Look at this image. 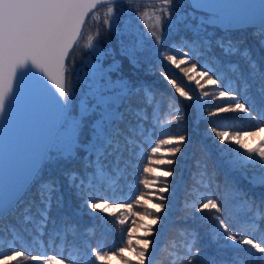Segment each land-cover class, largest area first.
Segmentation results:
<instances>
[{
  "label": "snow or ice",
  "instance_id": "1",
  "mask_svg": "<svg viewBox=\"0 0 264 264\" xmlns=\"http://www.w3.org/2000/svg\"><path fill=\"white\" fill-rule=\"evenodd\" d=\"M149 5L155 23L142 30L136 21L143 23L147 9L135 0H0V264H74L32 254L33 244L74 249L83 264H154L160 238L177 224L190 237L186 259L177 258L184 264H264V0ZM89 21L97 30L77 70L73 52ZM216 29L250 33L260 55L230 36L213 39ZM102 32L114 37L108 47L99 43ZM157 74L172 93L154 82ZM165 103L175 106L178 134L160 121ZM237 113L256 125L236 131L218 125ZM52 163L71 165L64 175L78 201L75 214L50 215L53 201L59 206L62 199L56 180L41 179ZM250 165H258L251 176ZM234 172L259 194L240 187ZM181 191L185 200L193 192L198 199L185 202L184 215L173 220ZM233 206L246 209L240 220L246 228L231 223ZM82 216L93 222L83 224ZM97 220L115 246L79 243L95 234ZM205 225L209 244L201 242Z\"/></svg>",
  "mask_w": 264,
  "mask_h": 264
},
{
  "label": "trees",
  "instance_id": "2",
  "mask_svg": "<svg viewBox=\"0 0 264 264\" xmlns=\"http://www.w3.org/2000/svg\"><path fill=\"white\" fill-rule=\"evenodd\" d=\"M135 6L139 7L142 11L147 9V13L143 19V23L140 21H136L137 24L140 25L141 29H144V26L147 25L151 27L155 23V15L157 13L153 12L152 7L149 5V2H140L135 1ZM127 9L126 4H121L118 6V11L121 12V15L123 16V10ZM101 15H103L104 6H101ZM97 30V25L95 22L89 21L88 24H86L84 28L83 35L80 39L79 44L74 49L73 55L76 59V68L77 70L81 67V61L82 58H87L89 53L85 50V44L87 42L88 35H95ZM102 30V29H101ZM225 36L227 39L229 36L234 40H240L244 43L241 45L242 47L246 44H251L254 54L256 56L260 55L261 50L256 46L255 42L252 39V36L248 32H232V33H223L221 30L216 29L215 35L212 37L215 39L219 36ZM114 40V37L111 36V34L104 35L102 32V38L100 39L99 43L104 46L108 47L109 45L106 43V41H112ZM236 59V58H233ZM167 68L170 69V73L178 80V82H184L182 75L179 73L178 70L172 69L171 66L166 65ZM126 74H136V70L126 67L125 68ZM164 92L166 93H172L171 86L167 84L166 81H163L161 78H159L158 74L154 81ZM174 95V93H173ZM177 100H179L178 97H176ZM186 103V102H183ZM174 105L170 108L167 103L162 105L161 112H160V121L162 124H164L167 127L171 128L170 135L178 134V128L175 121H171V117L173 115ZM171 121V123H169ZM261 123H264V121H260ZM256 121H253L250 117L245 116L243 113H237V114H228L227 116H222L218 120V125L221 128H230L233 131L236 130H249L252 127L256 125ZM189 131H192V114L189 113ZM205 125L201 124L199 131L202 133ZM250 146H255L256 143L259 141H254L252 138H249L248 140ZM71 165H68L66 163H52L45 167L41 179L43 180H49L53 179L57 181V187L59 191L55 194L57 196H60L62 199L60 201V205L58 206L53 201L52 207L50 209V215L56 216L58 213L62 212L65 214H75L77 212V205L78 201L75 198L74 191L70 187L69 182L64 175L65 168H70ZM258 168L257 166H249L248 169V175L251 176L252 172ZM231 179H234L237 184L245 189L250 190L251 192H254L255 194H259L260 189H251V186L248 184V181L244 178L243 175H241L240 172H234L232 174ZM200 191H203V189H200ZM222 198L225 197V194L223 192L220 193ZM196 199H198V192H193L190 194L187 199L185 200V195L183 191L177 193V198L175 201V210L172 213L173 220L177 216L184 215V212L182 211L183 204L185 202L192 203ZM137 211H140V209H136ZM246 209L241 208L240 206H233L231 210V223L236 224L237 227H244L246 228L247 225L241 224L240 220L241 217H243ZM81 219V222L83 224H91L93 221L90 216H82L77 217ZM96 223L99 225L95 229V234L89 236V234H84L79 238V243H83L87 239H91V246H97V241L100 242L101 246L103 247H113L115 246V237L113 233L108 231L107 225L102 223L101 221L97 220ZM208 226L205 225L203 228H201V235L203 236V240L201 241L203 244H209L208 236L205 234ZM259 235V234H257ZM71 239V237H69ZM190 240V237L188 236V233L183 232L182 229H180L177 225H173L169 230H167L164 235L160 238V250L156 252L155 254V260L154 264H173L175 261L176 264H184V260L177 258L179 256H184L186 259V249L188 241ZM28 247V245H25ZM8 242L7 240L4 241V244L2 246L4 251L8 250ZM215 250V245H210L206 249L208 252H212ZM30 251L32 254H44V255H62L65 258L72 259L74 264H83L82 259H78L76 256V252L74 249L68 248V247H55L50 248L48 245H38L33 244L30 248ZM127 254V253H126ZM134 259V257H133ZM22 264H31V262H22ZM112 264H118L117 260H113Z\"/></svg>",
  "mask_w": 264,
  "mask_h": 264
},
{
  "label": "water",
  "instance_id": "3",
  "mask_svg": "<svg viewBox=\"0 0 264 264\" xmlns=\"http://www.w3.org/2000/svg\"><path fill=\"white\" fill-rule=\"evenodd\" d=\"M140 2H146L149 0H135ZM203 2H211V0H203ZM5 186V129L3 125H0V197L4 195Z\"/></svg>",
  "mask_w": 264,
  "mask_h": 264
},
{
  "label": "rangeland",
  "instance_id": "4",
  "mask_svg": "<svg viewBox=\"0 0 264 264\" xmlns=\"http://www.w3.org/2000/svg\"><path fill=\"white\" fill-rule=\"evenodd\" d=\"M262 136H264V134H262ZM262 136H258V137H256L254 141H256V140L259 141V140L262 138Z\"/></svg>",
  "mask_w": 264,
  "mask_h": 264
}]
</instances>
